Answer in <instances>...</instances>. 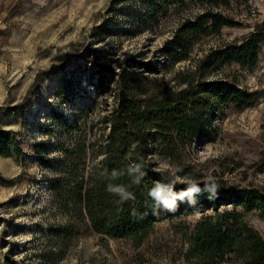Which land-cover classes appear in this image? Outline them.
<instances>
[{
  "label": "rangeland",
  "instance_id": "374dc122",
  "mask_svg": "<svg viewBox=\"0 0 264 264\" xmlns=\"http://www.w3.org/2000/svg\"><path fill=\"white\" fill-rule=\"evenodd\" d=\"M112 1L0 0V129L16 133L21 147L0 154V264H188L194 226L213 215L160 222L136 245L101 236L57 206L47 167L59 154L62 133L54 114L80 118L88 142L97 140L103 118L115 109L114 87L104 95L97 91L94 74L101 65L146 76L155 90H178L187 73L204 64L209 79L258 93L256 104L242 110L216 104L209 137L184 151L182 166L205 180L211 175L216 183L264 192V42L253 68L229 58L250 33L264 30V0L233 3L225 13L240 25L202 37L190 60L170 70L161 67L160 50L200 8H174L160 26L144 30L136 23L140 4L110 12ZM149 64L163 70L152 74ZM161 165L178 175L177 163ZM245 219L264 239V217L254 210Z\"/></svg>",
  "mask_w": 264,
  "mask_h": 264
},
{
  "label": "trees",
  "instance_id": "16d2710c",
  "mask_svg": "<svg viewBox=\"0 0 264 264\" xmlns=\"http://www.w3.org/2000/svg\"><path fill=\"white\" fill-rule=\"evenodd\" d=\"M240 1L247 0H113L110 12L138 3L141 12L137 26L153 30L174 8L198 6L200 10L184 19L160 50L165 60L161 67L170 70L190 60L202 37L239 26L225 11ZM263 42L264 30L250 33L229 58L253 68ZM147 69L152 74L163 70L155 64L147 65ZM94 75L98 93L104 95L113 86L115 101V109L103 118L105 129L94 143L88 142L80 118L70 122L54 114L55 125L61 126L62 133L59 154L48 161L47 167L51 171L49 185L60 210L72 219L87 220L101 236L128 239L136 245H141L160 222L212 211L213 215L199 221L190 234L187 263L264 264V239L245 219V213L254 210L264 217L263 191L221 182L217 183L215 197L210 199L202 192L195 204L178 203L175 211L156 207L148 196L154 182H168L167 173L159 167L162 162L177 163L179 177H190L203 188L205 179L182 166L184 151L209 137L208 123L216 104L242 110L256 104L258 93L239 89L225 78L209 79L204 64H196L178 90H155L146 76L127 70L115 72L104 65L98 66ZM13 151H21L16 133L0 129V154L8 156ZM113 170L119 173L116 179L112 178ZM141 173L145 175L140 183L133 184ZM110 183L128 186L135 199L121 202L107 191ZM184 187L177 183L175 190ZM58 231L52 235L57 236Z\"/></svg>",
  "mask_w": 264,
  "mask_h": 264
},
{
  "label": "clouds",
  "instance_id": "9594fccd",
  "mask_svg": "<svg viewBox=\"0 0 264 264\" xmlns=\"http://www.w3.org/2000/svg\"><path fill=\"white\" fill-rule=\"evenodd\" d=\"M167 173L168 182L156 181L153 187L149 189L148 196L154 201L156 207H163L168 211H175L178 207V203L187 202L190 205L196 203V197L202 192L209 194V198L216 196L219 191V185L216 183L215 178L209 175L203 182V188L200 182L190 178V177H179L174 172L167 169L165 165H161ZM145 173H141L140 176L133 180V184H139ZM119 173L115 170L112 172V178H118ZM177 183H182L185 185L180 191L175 190V185ZM107 191L117 197H119L121 202L134 200L135 196L132 192L128 190V186L123 184H108Z\"/></svg>",
  "mask_w": 264,
  "mask_h": 264
}]
</instances>
